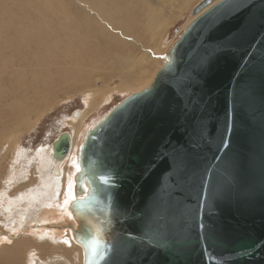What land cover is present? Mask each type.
Returning a JSON list of instances; mask_svg holds the SVG:
<instances>
[{"label": "water", "instance_id": "1", "mask_svg": "<svg viewBox=\"0 0 264 264\" xmlns=\"http://www.w3.org/2000/svg\"><path fill=\"white\" fill-rule=\"evenodd\" d=\"M191 14L151 82L86 132L79 174L93 193L74 201L84 264H264V0H201ZM209 19L204 34L224 47L193 85L191 108L169 89L164 111L146 108L118 153L113 113L176 74L181 42ZM162 146H182L181 168L156 161ZM71 147L69 131L52 142L54 174Z\"/></svg>", "mask_w": 264, "mask_h": 264}, {"label": "rangeland", "instance_id": "2", "mask_svg": "<svg viewBox=\"0 0 264 264\" xmlns=\"http://www.w3.org/2000/svg\"><path fill=\"white\" fill-rule=\"evenodd\" d=\"M57 1L70 14L105 25L103 27L107 28L108 34L118 42L113 39L109 45H100L99 63L90 59L82 67L74 65L72 61L76 60L77 52L68 51L67 44L71 43L72 31L76 36L75 21L69 19L61 23L59 17L42 13L53 34H38V26L43 22L32 4L34 0H0V82L6 88L11 78H25L28 82L26 85L29 84L22 97L17 90L15 94H4L7 100L0 106V134L4 137L0 140V190L7 192L0 197V234L20 235L23 227H27L32 231L26 232L24 236L32 239L37 234L35 238L42 242L38 235H43V239L54 242L56 253L65 256L69 251L67 247L61 245L58 239L52 240L54 238L47 236L40 230L44 228L37 225L42 219H46V223L50 222L45 209L60 208L61 204L58 202L68 180L75 173L76 155L73 154L70 159L66 158L62 162L65 173L60 177L54 175L52 161L47 154L52 153V142L61 133L69 131L81 144L90 127L132 92L143 89L166 62L164 60L172 46L193 19L192 9L201 0H190L187 4L181 0H135L130 14L111 10L110 15H104L89 0ZM117 6L124 8L125 4L115 5ZM148 10L157 13L159 22H166L155 36L150 26ZM125 19L129 20V26L124 23ZM9 22H13L23 32H28L26 41L39 35L41 38H50L51 42H47V45L45 42H34L18 49L21 36L14 40L8 30ZM156 49L160 50L159 56L155 53ZM32 76H35L34 79ZM0 91L2 92L1 89ZM17 93L20 96L15 98ZM9 101L14 105L23 103L18 117L22 115L27 118L21 121L23 125L17 129L11 127L17 122L8 121L4 117L7 108L5 102ZM88 107L89 117L77 133L70 121L72 113L76 109L84 110ZM12 140H16L15 151L8 150ZM62 210L63 215L69 216L70 213ZM21 213L30 214V219L22 218ZM28 240L30 241L29 238ZM44 247L41 248L42 255L49 252L48 247ZM37 255L36 251L30 253V264H33ZM48 261L50 264H65L61 263L62 258H50Z\"/></svg>", "mask_w": 264, "mask_h": 264}, {"label": "bare ground", "instance_id": "3", "mask_svg": "<svg viewBox=\"0 0 264 264\" xmlns=\"http://www.w3.org/2000/svg\"><path fill=\"white\" fill-rule=\"evenodd\" d=\"M89 1H90L89 3H91V1H92L93 5H95L98 8V10L100 12H102L104 15H110L111 10L112 11L121 10L125 13L130 14V11L133 9L132 6L136 3L135 0H89ZM181 1L185 4H187L190 0H181ZM121 3L125 4L124 8H122L121 6L115 7V5H118ZM137 3L139 4V1H137ZM32 4L37 9L36 12H38V18L42 19V22H43V24L38 26L39 27L38 34H41L42 32H48L50 36H52V34H53L51 27H49V25L46 23L47 20L44 18L42 13L43 14H52V15L59 17L58 20L61 23L63 22V20H69V19L76 22V24H77L76 36H75L74 32L72 31L71 43L67 44L69 46L68 51H76L77 52L76 58H75L76 60L72 61L74 63V65L78 64L80 67H82L90 59H92L94 62L99 63L100 54H101V49L99 48L100 45L102 43H105V46L109 45V44H111L110 42H112L113 39L116 42H118L117 39L112 38L110 36V34H108L109 32H108L107 28L103 27L105 25H101L102 23L98 22L100 24L99 25L97 22L85 20V19H82L76 15L70 14L69 11L67 10V8L63 4L59 3L57 0H34V2ZM148 13L150 15V19H149L150 26L153 28L152 31H153L154 36H155L157 31L160 28H162V26L166 22L165 21L159 22L156 12L152 13V11L148 10ZM192 18H193L192 20H194L196 18V16L193 15ZM123 21L125 24H127L129 26V24H128L129 20L125 19ZM106 24H107V22H106ZM119 26L121 28H123L120 23H119ZM8 30L12 33V37H14V40L15 39L18 40L17 37L21 36V40L20 39L18 40L20 42L18 49H21L26 44H31L34 42H45V45H47V42H49V43L51 42L50 38H48V37L41 38L39 35H36L31 40L26 41V36H27L28 32H25V31L23 32V30L21 28H18L13 22H9ZM71 46H74V47H71ZM155 51H156L155 53H157V55L160 52V50L158 51V49H156ZM150 55H151V53H150ZM164 61H166V60H164ZM41 65H43V64L41 63ZM45 65L46 64H44L43 66H45ZM43 66H41V67H43ZM93 67H96V66H93ZM44 70H45V68H44ZM1 71H5V70H1ZM10 72H12V71H10ZM34 77H33V79H34ZM26 83H28V82L25 80V78H11V82H9V85H6V88H5V87H3L2 83L0 82V84H1L0 89L2 90V92L0 91V97L3 96L0 100V106H1V103L3 104V102L5 100H7V97L4 94H15V91L17 90L21 93V97L24 96L25 95L24 89L27 90L29 88L28 87L29 84L27 86ZM140 83H142V82H140ZM148 84H146V86ZM30 85H31V83H30ZM30 88H31V86H30ZM139 89H142V88H139ZM20 93H17L14 97L18 98L20 96ZM12 101L11 102L9 101V103L5 102L7 104V108L5 110L4 117H6L8 121L13 120V121L17 122L13 126H11V127H14L17 129L18 127L23 125L21 121L27 117L24 118L22 115H21V117H18V115H20V113L18 114V111L23 106V103L14 105ZM21 101L24 102V100H21ZM25 104H26V102H25ZM1 110H4V109H1ZM25 112H27V111H25ZM89 114H90V110L88 107L84 110H81L80 114H78V116L72 115L70 121H71V124H73V126L75 128V132H77V133L80 132L81 126L85 123V121L89 117ZM4 117L2 115V118H4ZM9 124H10V122H9ZM11 124H13V123H11ZM2 125H5V124H2ZM9 126L10 125H8V127ZM5 128H7V127H5ZM3 132L4 131H2V133ZM8 132L9 131H7V133ZM10 132H12V130ZM10 132H9V134H10ZM2 138H4V137L0 134V140ZM75 139L76 138L72 135V147H71L69 155L67 156V159H68L69 157L71 158L73 154L76 155V157H75L76 160H75V164H74L75 165V173H74V175L72 174L73 177L72 176H71V178L69 177L70 179L68 180V183L66 184V186L64 188L61 199L59 202L57 201L58 203L61 204L59 206L60 208H57V207L50 208V209L46 208L45 211L47 212L48 219L50 222L46 223L47 220L42 219L41 223L37 224L40 228L41 227L44 228V229H40V230H43L42 232H45L47 234V236L54 238L52 240L58 239L61 245H65L67 247V249L69 250L68 253H66L65 256H62L60 253H56L54 250V248L56 249V247L54 246V242H51L50 240L43 239V235H38L39 236L38 238L41 239L42 242L41 241L39 242V240L37 238H35L37 234H35V237L32 239L29 236H24L26 234V232H31L32 230L27 229V227H23L24 230L21 231L20 235L17 234L16 236H10V234H8V233L0 234V264H30L31 262L29 259V255L32 251H36V253L38 254L37 258L35 259L33 264H50L48 261V260H50V258H56V259L62 258L61 263L63 262L65 264H67V263L68 264H84V249H83V246L79 242H77V238L75 235V233L78 229L76 224L78 223L77 219H79V217H78L79 213L77 211V207H76V204L74 201H75V198L86 199L91 193H93V190L91 188L89 181H87L85 178L81 177L79 174V171H80L79 170V168H80L79 161H80V155L82 152V145H83L82 143L83 142L80 144V142L76 141ZM15 142H16V140L11 141V147H10V149L8 147V150H11V151L14 150L15 151ZM47 154H48V157H50V160L52 161V167H53L54 163L52 160V153L48 152ZM42 158L44 160V157H42ZM58 166H59L58 167L59 174H57V175L54 174V175H56L57 177H60L62 174L65 173V171H64V168H62L61 162H60V164H58ZM63 176H65V175H63ZM9 179H11V177ZM0 191H2V193L0 192V197H3L4 195L1 196V194H4V192H6V191H4V190H0ZM19 203H20V201H19ZM62 209H64V211L67 213H69V210L72 212L69 214V216L63 215L64 212ZM47 215H45V216H47ZM20 216L27 220V219H30L29 217L31 215L21 213ZM32 219H33V217H32ZM33 220L35 222H37L36 219H33ZM36 232H39V230H37ZM28 238L30 239V241L28 240ZM43 246L48 247L47 250H49V252H44L42 255V249L41 248ZM34 248H36L38 251Z\"/></svg>", "mask_w": 264, "mask_h": 264}, {"label": "snow or ice", "instance_id": "4", "mask_svg": "<svg viewBox=\"0 0 264 264\" xmlns=\"http://www.w3.org/2000/svg\"><path fill=\"white\" fill-rule=\"evenodd\" d=\"M216 22L215 19H209L204 22L198 32L195 34L189 32L185 36L181 44L185 45L186 52L177 63L176 74L170 76L168 79H158L155 83L144 89L141 98L130 105L128 109L120 114L113 113L115 120L110 126V132L116 137L115 144L118 153L125 146L131 147L135 141L140 127V121L143 119L146 108L150 109V114L153 116L161 114L164 111L167 106L169 89L184 101V107L186 109L191 108L194 103L191 99L193 85L200 82L199 74L207 69L212 59L224 47V45L219 43L213 44L207 39V35L204 34V28L209 27L210 30ZM185 61L187 67L182 68L181 64ZM201 139L206 140L203 131L201 132ZM166 143L170 144L171 142L168 141ZM223 146L224 138L222 137L218 143V148ZM182 152V146H170L166 148L162 146L161 151L156 154V161L168 159L171 164L170 169L173 167L179 169L183 166V159L181 158ZM152 167H155V164ZM153 234L158 235V232L154 230ZM164 244L167 245V242Z\"/></svg>", "mask_w": 264, "mask_h": 264}]
</instances>
